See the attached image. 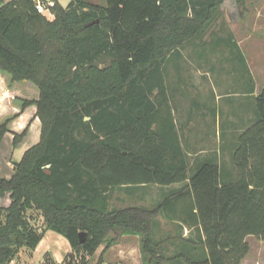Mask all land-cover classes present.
<instances>
[{"label": "trees", "instance_id": "obj_1", "mask_svg": "<svg viewBox=\"0 0 264 264\" xmlns=\"http://www.w3.org/2000/svg\"><path fill=\"white\" fill-rule=\"evenodd\" d=\"M225 1L56 0L48 18L33 0H0V72L37 93L17 97L20 110L0 120V146L14 133V174L0 176V196H11L0 207V264L34 250L48 230L70 242V264H89L104 245L103 264L125 234L139 236L142 264H240L246 237L264 240V91L238 138L232 181L221 180L213 158L192 168L168 94L170 52L202 37ZM32 106L33 117L15 130ZM34 119L39 137L19 157ZM152 184L181 186L153 207L113 206L122 187ZM161 218L174 223V235L156 234Z\"/></svg>", "mask_w": 264, "mask_h": 264}, {"label": "rangeland", "instance_id": "obj_2", "mask_svg": "<svg viewBox=\"0 0 264 264\" xmlns=\"http://www.w3.org/2000/svg\"><path fill=\"white\" fill-rule=\"evenodd\" d=\"M165 72L170 103L192 168L200 159L213 158L221 167L222 181L236 179L233 155L238 138L254 123L256 97L264 91V0H245L244 7L236 0H226L202 37L170 52ZM30 141L32 137L26 143ZM178 186L181 184L122 187L112 204L153 207ZM32 214L33 224L41 229L43 218L39 212ZM193 235L190 231L186 236ZM246 241L250 250L240 264H264V240L249 235ZM182 251L203 257V251L191 245L183 244ZM98 258L91 256L89 264H96Z\"/></svg>", "mask_w": 264, "mask_h": 264}, {"label": "crops", "instance_id": "obj_3", "mask_svg": "<svg viewBox=\"0 0 264 264\" xmlns=\"http://www.w3.org/2000/svg\"><path fill=\"white\" fill-rule=\"evenodd\" d=\"M58 1L63 6H67L72 0ZM30 93H32L33 97L37 95L35 90L31 89L30 86H25L21 83L10 85L9 76L0 72V120H3L10 114L18 112L20 108L16 102L17 97L32 98L29 96ZM35 111L36 108L34 106L27 109L14 123L15 127L13 128L18 131L22 130L31 117H33ZM39 130V119H34L32 123V132L33 139L35 141L39 137ZM34 135L36 136L34 137ZM13 138L14 133L11 131L7 132L0 146V176L6 178H10L14 174V164L12 158L14 155ZM11 139L12 145L10 144ZM29 145L30 143H27L23 148L18 150L19 157ZM202 160L203 159H200L199 163ZM10 203V193H7L5 196H0V207L9 206ZM174 227V223L168 222L163 218L161 226L156 230V234L163 235L164 238L169 234L174 235ZM190 231V229L184 228V236H186L187 232ZM100 247L94 255H100L105 246L102 245ZM72 252L73 248L67 238L53 230H48L34 250H31L28 247H23L10 264H70L68 255ZM47 259L50 261H47ZM103 264H142L139 236L129 234L120 236L106 252L105 262Z\"/></svg>", "mask_w": 264, "mask_h": 264}, {"label": "built area", "instance_id": "obj_4", "mask_svg": "<svg viewBox=\"0 0 264 264\" xmlns=\"http://www.w3.org/2000/svg\"><path fill=\"white\" fill-rule=\"evenodd\" d=\"M35 7L39 13L48 18H53L55 15L54 7L56 0H33Z\"/></svg>", "mask_w": 264, "mask_h": 264}, {"label": "water", "instance_id": "obj_5", "mask_svg": "<svg viewBox=\"0 0 264 264\" xmlns=\"http://www.w3.org/2000/svg\"><path fill=\"white\" fill-rule=\"evenodd\" d=\"M86 239V234L85 232H80V242H84Z\"/></svg>", "mask_w": 264, "mask_h": 264}]
</instances>
